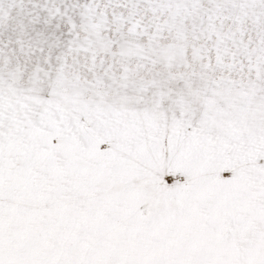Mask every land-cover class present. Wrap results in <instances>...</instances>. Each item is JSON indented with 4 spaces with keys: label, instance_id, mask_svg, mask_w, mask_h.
Listing matches in <instances>:
<instances>
[{
    "label": "snow or ice",
    "instance_id": "obj_1",
    "mask_svg": "<svg viewBox=\"0 0 264 264\" xmlns=\"http://www.w3.org/2000/svg\"><path fill=\"white\" fill-rule=\"evenodd\" d=\"M0 264H264V0H0Z\"/></svg>",
    "mask_w": 264,
    "mask_h": 264
}]
</instances>
